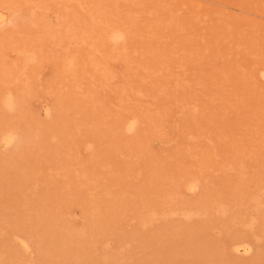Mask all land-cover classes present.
Listing matches in <instances>:
<instances>
[{"label":"rangeland","instance_id":"1","mask_svg":"<svg viewBox=\"0 0 264 264\" xmlns=\"http://www.w3.org/2000/svg\"><path fill=\"white\" fill-rule=\"evenodd\" d=\"M262 72L264 0H0V264H264Z\"/></svg>","mask_w":264,"mask_h":264},{"label":"bare ground","instance_id":"2","mask_svg":"<svg viewBox=\"0 0 264 264\" xmlns=\"http://www.w3.org/2000/svg\"><path fill=\"white\" fill-rule=\"evenodd\" d=\"M263 73V76L262 77H264V72H262ZM18 137V136H17ZM238 248V247H237ZM250 248V247H249Z\"/></svg>","mask_w":264,"mask_h":264}]
</instances>
